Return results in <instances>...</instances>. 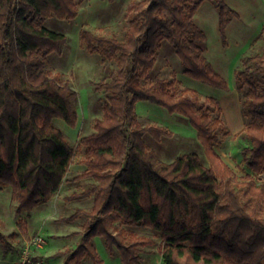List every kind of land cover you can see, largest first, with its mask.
I'll use <instances>...</instances> for the list:
<instances>
[{"label": "trees", "instance_id": "trees-1", "mask_svg": "<svg viewBox=\"0 0 264 264\" xmlns=\"http://www.w3.org/2000/svg\"><path fill=\"white\" fill-rule=\"evenodd\" d=\"M205 1L217 2L225 37L239 16L226 0H133L122 40L82 31L87 50L115 60L117 68L94 82L108 101L94 131L80 140L85 171L74 178L92 182L66 196L67 201H94L90 210L79 207L60 218L72 222L86 217L81 243L64 264H82L87 256L94 264H105L96 236L104 237L111 252L119 251L121 264H142L141 253L154 240L125 226L150 227L160 234L161 264H264V182L257 177L264 173V36L261 50L244 56L236 71L249 143L242 151L248 170L241 176L217 149L222 127L217 98L202 101L194 88L179 90L175 75L171 80L150 75L168 40L187 75L228 88L226 78L206 59L207 33L195 20ZM78 13L76 0H0V185L12 187L19 214L31 213L60 190L76 155L53 120L77 125L78 91L48 63L49 54L61 53L68 38L44 22L50 16L71 19ZM141 100L187 117L208 165L197 153L163 161L144 136L161 139L173 132L162 125H141ZM21 227L28 234L25 224Z\"/></svg>", "mask_w": 264, "mask_h": 264}, {"label": "rangeland", "instance_id": "rangeland-1", "mask_svg": "<svg viewBox=\"0 0 264 264\" xmlns=\"http://www.w3.org/2000/svg\"><path fill=\"white\" fill-rule=\"evenodd\" d=\"M76 1L79 8L77 17L63 19L50 16L44 22L46 27L63 33L68 38L61 53L49 54L48 63L53 73L60 74L62 81H69L78 91L77 125L72 127L61 118L53 120L75 147L76 155L60 190L29 214L17 213L16 202L12 198V187L0 185V232L4 236L0 238V264H17L22 246L37 234L46 238V243L39 252L48 258L50 264H64L66 255L81 243L82 225L86 217L80 216L72 222L60 221V218L71 215L79 207L90 210L93 206V197L67 201L66 196L83 190L92 182L91 178L74 179L85 171V165L82 163L85 149L80 145V140L94 131L96 119L103 116V109L108 101V94L96 91L94 82L107 77L112 69L117 68V64L115 60H104L99 53L89 52L81 41V34L83 30H90L97 35L122 40L129 21L128 8L133 0ZM226 1L238 11L239 16L232 19L225 37L220 32L216 1H205L197 10L195 20L207 33V40L204 43L206 59L226 78L227 89L187 75L174 46L168 40L163 41L157 63L150 75L152 78L160 77L166 80H171L175 75L180 81L179 90L185 87L194 88L201 94L202 101H205L206 96L217 98L222 119V127L217 130L220 139L217 149L224 160L241 176L248 170L242 151L249 143L244 134L247 118L243 112V94L237 87L236 71L242 68L244 56L258 52L262 48L264 0ZM137 113L141 125H162L173 132V136H163L161 139H156L150 133L144 136L149 147L163 161L170 163L180 155L197 153L203 163L208 165L197 130L187 117L170 113L163 106L147 100L137 103ZM257 177L264 182V173ZM21 224H25L28 234H25ZM125 227L131 233L154 240V244L144 247L141 253L142 264H161L163 241L160 234L150 227ZM94 243L105 264H121L119 251L111 252L105 244L104 237L96 236ZM82 264L94 262L87 256Z\"/></svg>", "mask_w": 264, "mask_h": 264}, {"label": "built area", "instance_id": "built-area-1", "mask_svg": "<svg viewBox=\"0 0 264 264\" xmlns=\"http://www.w3.org/2000/svg\"><path fill=\"white\" fill-rule=\"evenodd\" d=\"M45 243L46 238L41 234L28 239L20 250L17 264H50L48 258L39 252Z\"/></svg>", "mask_w": 264, "mask_h": 264}, {"label": "crops", "instance_id": "crops-1", "mask_svg": "<svg viewBox=\"0 0 264 264\" xmlns=\"http://www.w3.org/2000/svg\"><path fill=\"white\" fill-rule=\"evenodd\" d=\"M68 179V178H67ZM64 183V182H63Z\"/></svg>", "mask_w": 264, "mask_h": 264}]
</instances>
